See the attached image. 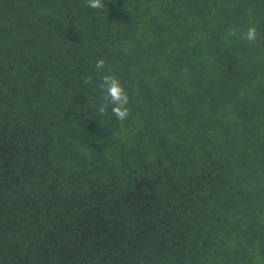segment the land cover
Here are the masks:
<instances>
[{"label": "trees", "instance_id": "obj_1", "mask_svg": "<svg viewBox=\"0 0 264 264\" xmlns=\"http://www.w3.org/2000/svg\"><path fill=\"white\" fill-rule=\"evenodd\" d=\"M102 2L0 0V264H264V0Z\"/></svg>", "mask_w": 264, "mask_h": 264}, {"label": "clouds", "instance_id": "obj_2", "mask_svg": "<svg viewBox=\"0 0 264 264\" xmlns=\"http://www.w3.org/2000/svg\"><path fill=\"white\" fill-rule=\"evenodd\" d=\"M87 7L91 9H102L104 4L102 0H86ZM229 36H236V29H230L228 32ZM257 29L255 26H250L247 32L244 35V39L248 42L253 43L257 39ZM105 67V61L100 59L96 63L97 70L103 69ZM85 83H91V78L89 77ZM101 89L105 91V95L103 97L104 101L107 103H102L98 112L100 114H106L109 104L114 105L111 108L112 114L123 123L126 121L130 115L131 109L128 107L130 103V98L125 90V88L121 85L120 80L115 75H105L103 77V82L100 85Z\"/></svg>", "mask_w": 264, "mask_h": 264}]
</instances>
